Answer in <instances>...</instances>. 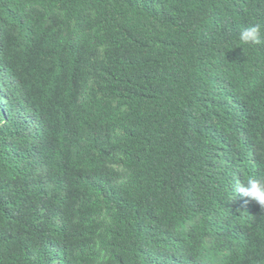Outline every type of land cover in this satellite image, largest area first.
I'll return each instance as SVG.
<instances>
[{
    "label": "trees",
    "instance_id": "16d2710c",
    "mask_svg": "<svg viewBox=\"0 0 264 264\" xmlns=\"http://www.w3.org/2000/svg\"><path fill=\"white\" fill-rule=\"evenodd\" d=\"M255 23L264 0H0V264H253L264 212L222 173L264 165Z\"/></svg>",
    "mask_w": 264,
    "mask_h": 264
},
{
    "label": "clouds",
    "instance_id": "9594fccd",
    "mask_svg": "<svg viewBox=\"0 0 264 264\" xmlns=\"http://www.w3.org/2000/svg\"><path fill=\"white\" fill-rule=\"evenodd\" d=\"M239 42L242 45L248 46H256V47H264V24L255 23L251 24L245 28H243L239 33ZM27 71L29 68H25ZM29 76L34 81L33 75L29 74ZM264 120V117H263ZM254 151L253 147H250L242 153V155H249ZM250 168L247 166L242 168V166H228L225 169V172L222 174H227L228 177L234 180V190L231 192L232 198H237V208L240 210L246 211L252 205H255L253 209L257 211L264 212V181L262 180V176L264 174V165L260 168V170L254 174H248ZM232 173V174H230ZM243 199H248L250 201H254L245 205L243 208L239 206L240 201ZM237 210V209H236ZM190 211V210H189ZM186 239L192 243H194L195 237V228H190L189 225L186 224ZM214 232L219 236L220 231H218V227H212ZM262 237L260 234L259 239ZM204 245L198 247L196 252H199L210 245L209 240L205 236ZM254 249H251L249 258L251 259L253 264H264V245H253ZM223 260L222 264H230L227 255L220 249Z\"/></svg>",
    "mask_w": 264,
    "mask_h": 264
}]
</instances>
